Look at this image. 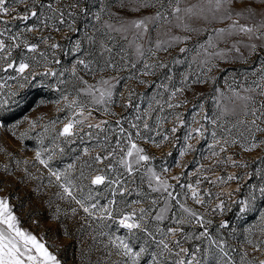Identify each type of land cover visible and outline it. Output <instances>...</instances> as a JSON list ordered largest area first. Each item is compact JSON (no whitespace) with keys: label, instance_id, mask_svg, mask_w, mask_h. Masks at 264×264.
<instances>
[{"label":"rangeland","instance_id":"374dc122","mask_svg":"<svg viewBox=\"0 0 264 264\" xmlns=\"http://www.w3.org/2000/svg\"><path fill=\"white\" fill-rule=\"evenodd\" d=\"M146 2L155 6L136 10L132 6L136 0H6L8 14H0L1 19L15 23L20 17H36L42 22L39 29L31 22L20 25L13 32L15 39L0 51V115L5 117V123L0 119V198L7 199L18 226L44 243L60 264H125L127 258L112 244L117 237L134 251L146 249L138 264H261L264 131L252 125V115L242 112L237 94L252 96L253 107L264 104V95H260L264 40H249L243 33L217 37L216 30L227 29L233 21L219 19V13L214 18L206 11L186 21L191 30L163 22L150 24L148 35L136 41L144 49V55L138 56L135 45L129 43L131 32L125 39L123 33L110 31L106 25L118 28L121 21L154 16L159 4ZM246 2L235 0L236 10H242ZM201 3L208 7L207 0H182L181 7ZM251 7L256 16L240 19L241 24L254 25L264 18L262 0H255ZM33 11L36 16L31 15ZM61 21L64 26L57 27ZM171 36L181 40L166 50L157 48L158 41ZM209 40L214 48L207 47ZM252 43L255 51L247 47ZM31 45H36L35 51H29ZM18 50L33 59H72L85 64L104 53L115 68L86 71L80 81L87 88H98L101 80H108L118 100L106 110L80 103L71 93H53L73 73L67 65L51 82L50 90L44 88L42 96L36 97L37 104L8 114L32 96L20 79L7 83L3 79L2 70L13 69L9 63L19 67L13 58ZM145 64L153 66L148 74ZM45 70L51 72L52 80L56 78L51 67L34 73ZM177 88L182 91L172 96ZM78 104L85 106L81 109ZM225 106L228 112H223ZM69 123L71 134L61 135ZM256 125L264 129V119L256 120ZM132 143L144 149L142 154L150 157L147 162L137 164L135 152L132 157L126 155ZM253 143L257 147L245 150ZM37 152L47 167L36 159ZM121 160L131 164L132 170ZM53 172L60 174L59 181ZM153 173L167 182V190ZM106 175L111 180L104 190L120 185L144 197L134 208L155 211L145 212L144 220L137 221L139 229L123 227L120 220L125 215L113 216L111 201L91 200L94 193L103 191L91 182ZM144 177L151 182H144V186L151 185L147 192L137 185ZM61 185L75 192L92 214L85 213ZM103 209L111 218L106 214L104 220L95 221ZM160 240L167 249L157 243Z\"/></svg>","mask_w":264,"mask_h":264},{"label":"snow or ice","instance_id":"6c2138e0","mask_svg":"<svg viewBox=\"0 0 264 264\" xmlns=\"http://www.w3.org/2000/svg\"><path fill=\"white\" fill-rule=\"evenodd\" d=\"M181 2L182 0H156V3L159 4V8L157 9L154 16L145 17L141 19H133L130 21H121L120 26L118 28L111 24L106 25V27L110 31L123 33L125 39H127V34L131 32L133 39L129 43L130 45H135V51L138 56L144 55V49L140 44H137L136 41L143 40L148 35L150 24L155 25L157 24V22H163L168 24L169 26L184 27L185 30H191L189 29L186 21L193 18H200L201 16L205 15L206 11L211 12L214 18L216 17V14L219 13V19L233 21L227 29L222 28L216 30L217 37H224L226 35L243 33L248 36L249 40H264V18H262L259 22L254 25L240 23V19H252L256 16V11L251 7V5L255 3V0H247L244 5V8L239 11L236 10L235 0H207V8L202 3L191 4L181 7ZM262 2H264V0H262ZM5 3L6 0H0V14L3 15L8 14V8L5 7ZM132 6L135 7L136 10H139L140 7L146 8L155 5H149L146 0H136V3ZM49 7H51V5H49ZM261 13L262 15H264V9L261 10ZM36 14L37 13L34 11L31 13L32 16H36ZM234 16L238 19L233 20ZM95 18L97 20H100L101 16L97 15ZM25 19H27V17H25ZM173 21H176L175 25H173ZM29 31H31V29H29ZM2 35H4V33L0 32V36ZM180 40V37L171 36L168 40L158 41L157 48H163L164 50H166L167 45L171 44L172 42H179ZM53 47H56V45H53ZM207 47L214 48L215 44L211 40H209ZM247 47H249L252 51L256 50V44L254 43L247 45ZM35 48L36 45H31L29 47V51H35ZM4 50L5 44L2 40H0V51ZM181 51H186V49H181ZM208 55H220V53H208ZM80 63L85 64L84 61H80ZM106 66L115 68V65L111 64L110 62H106ZM132 66L135 67V65ZM13 67L14 65L12 63L8 64V68ZM27 67L28 65L26 63H20L16 71L23 72ZM85 67H88V65L85 64ZM151 67L153 66L148 64L144 65L145 74H148V69ZM6 70L7 69H5V71ZM53 75H55V73H53ZM94 88L96 92H99V96L93 94ZM112 88L113 85L110 84L108 80H101L100 87L97 88L95 86H89L85 91H87V93L92 96V99L96 104H100L106 103L105 98H110L112 96ZM179 91H182V89H175L172 92V96H175L176 92ZM246 91H251V89H248ZM260 95H264V88L260 89ZM237 97L240 101H242V112L245 115L250 114L255 118L252 121V125L256 126L257 130L264 131V129H260L259 126L256 125V120L264 119V104H261L259 108H256L252 106L255 103L254 98L252 96H239L237 94ZM73 103L76 102L74 101ZM84 106L85 105L81 104L77 105V107H80L81 109H83ZM172 106L173 105H169V107ZM228 111L229 109L227 108V106H225L223 108V112ZM231 111L234 112L235 108L231 109ZM72 127V123L65 125L63 131L60 134L70 135ZM89 127H91V125ZM145 127L147 128V125H145ZM175 130V128L172 129V131ZM196 131L199 132L200 129H197ZM213 135H215V133H213ZM163 139L166 140L167 136H164ZM225 143H228V141H225ZM232 143H235V141H232ZM255 147H257V145L253 143L251 147L246 148L245 150L250 151ZM221 150L223 151L224 149L222 148ZM134 152L137 164H139L141 161L147 162L150 159L148 155L142 154L144 152V149H141L137 147L135 143H132L131 147L128 148L126 152V155L128 157H132ZM36 159L39 160L41 164L45 165V167L48 166L47 161L40 158L39 152L36 153ZM96 159L99 161L100 157H96ZM121 163H125L129 171L132 170L131 164H127L124 160H121ZM52 175H54L58 181L61 178L59 173L53 172ZM152 175L153 178L159 183L160 187L167 190V187H169L167 185V182L161 180L160 177L156 176L154 173ZM103 182V176H96L95 179L92 181L93 184H101ZM61 187L64 188V191L68 196L72 197L76 200V203L80 204L85 213H89L90 215L92 214L90 208L85 206L82 200L76 199V197L72 195V192L68 187H65L64 185H61ZM261 192L264 193V189H261ZM168 195L169 197H172V193H168ZM193 198H196L195 193H193ZM96 207L97 205L95 204L91 206L92 209H95ZM181 207H183V205H181ZM185 211H187V209H185ZM103 212L106 213L109 218H111V213L107 212V209H103ZM134 215L135 214L133 213L129 216H125L123 219L120 220V224L129 230L139 229V223L128 222L132 219V216ZM192 215L195 216L196 214L193 213ZM156 218L159 220L161 219V216H157ZM221 226L223 227L224 225ZM144 231L148 233L149 236H152L153 240L155 239L153 234L151 232H148L147 229H144ZM168 231L171 232L172 229H168ZM117 240L119 241V243L116 242ZM157 243L163 245L165 249L168 248V245L164 243L163 240H160ZM112 244L118 249V251L122 252V255L124 257L127 258L125 260V264H129V262L130 264H138L141 253H144L146 251L144 247H141L139 251H134L132 246L128 242L119 237H117L116 240H113ZM254 247L258 248L259 245H255ZM153 259L155 260V256H153ZM0 264H60V261L57 259V257L48 250L44 243H41L35 235L23 231L18 226L17 217L13 215L7 199L3 198H0ZM177 264H183V261H179L177 262ZM261 264H264V262H261Z\"/></svg>","mask_w":264,"mask_h":264},{"label":"trees","instance_id":"16d2710c","mask_svg":"<svg viewBox=\"0 0 264 264\" xmlns=\"http://www.w3.org/2000/svg\"><path fill=\"white\" fill-rule=\"evenodd\" d=\"M42 1L50 2L51 0H42ZM27 7L30 10V5H27ZM15 21L16 22L13 23V21L11 20L6 21L0 18V32L5 31V33H8L11 35V36H6V35L0 36V40H2L6 46H8L13 41V38L15 39V35L13 32L20 25L26 26L31 22L30 25L38 26V29H39L40 28L39 26L41 25V22H42L41 20H38L36 17H33L29 20L20 17L19 19ZM56 26L63 27L64 22L62 21L58 22L56 23ZM25 50L28 51L27 49ZM18 52L19 53L13 54L15 63L18 64V63L26 62L28 64V69L24 70L23 72H18L15 69L16 66H14L13 69H7L6 71L2 70L3 79H4V82L6 83L13 79H20L18 81L27 84L26 87L27 89L31 90L32 96L26 99L25 104L23 106L14 108L13 111L7 112L8 114H16L17 111L22 107H28L33 104H37L35 103L36 97L42 96V90L44 88L50 90L51 82L59 77V74L63 72V69L67 65L68 67H71V70L73 73L68 76V79L66 81H64L61 84H58L57 85L58 89L55 90L53 93L57 91H60L62 93H71L75 95L76 98L79 99L78 101L80 103H83L87 106H95L98 109H106V110L109 108H113L112 107L113 105L111 104H113L114 102V105H115V102L118 100V97H117L118 94H112L110 98H107V97L105 98L106 103L96 104L93 101L92 96H90L87 93V91H85L87 89V85L80 81V79L84 77L82 73L85 72L86 74V71L90 72L92 70L102 71L107 67L106 62H108V60L106 59L104 53L101 56L97 55L95 57H92V59L87 60L86 64L88 65V67H85L84 66L85 64L72 61V59H64V60L62 59L59 61H56V60L48 61L40 56L34 57V59L29 56H25L22 54L21 50H18ZM46 67L52 68L53 73H55L56 75V78H54L53 80L50 78L51 72L49 70H45V72L34 73L35 71L43 70ZM22 75L25 76L24 80L20 78L22 77ZM40 84L42 85L40 86ZM93 94L96 96H99V93L95 92V89H93ZM0 119L2 120V122L5 123V117L3 115H0ZM113 123H115L116 125L119 124L117 119H113ZM77 132L78 131H74V133L72 134H75ZM110 180H111V177L106 175L104 182L101 184H93L91 182V186L93 188H97L100 190L103 189V191H100L99 193L98 192L94 193L91 196V200H97L100 203L106 200L111 201L112 208H113V211H112L113 216H116V217H120L123 215L129 216L132 213H134L135 215L132 216V219L130 221L137 223V221L144 220L145 212H149L148 214L150 215L155 212L153 209H148V211H141V210L134 208V205L139 204V202H142L144 197L131 194L130 190H125L120 185H117L116 187H114L112 191L108 188L104 190V188L110 186ZM144 182L151 183L150 181H148L147 178L144 177L141 179L139 178L137 185H139V187L143 191L147 192L148 190H150L151 185L144 186L146 185L144 184ZM72 193L76 197V199L80 200V198L76 195L75 192H72ZM100 215L101 216H97L96 218H94V220L95 221L104 220L105 216H102V215H106V213L100 212ZM150 220L151 219H149V221ZM143 223L148 225V222H143ZM132 230H135V229H132Z\"/></svg>","mask_w":264,"mask_h":264}]
</instances>
